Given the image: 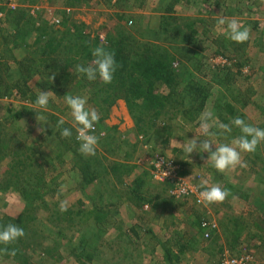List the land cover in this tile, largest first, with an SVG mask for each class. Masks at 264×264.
<instances>
[{
	"label": "rangeland",
	"instance_id": "rangeland-1",
	"mask_svg": "<svg viewBox=\"0 0 264 264\" xmlns=\"http://www.w3.org/2000/svg\"><path fill=\"white\" fill-rule=\"evenodd\" d=\"M171 4L173 11L169 13L167 8ZM21 10L28 15L23 28L27 32L14 43L11 37L16 32L15 14ZM221 16L235 17L248 26L250 40L235 43L228 39L217 27ZM174 18L178 19L175 23ZM170 22L175 29L183 28L187 35L189 28L199 30L205 49H197L194 52L197 56L190 63L177 58L174 69L179 77L171 91H174L169 99L171 107L156 119L154 127L150 126L153 111L142 101L136 102L133 109L124 99L111 106L101 99L91 101V87L82 83L86 78L81 74L72 88L63 89L62 94L47 90L55 94L47 109L33 106L30 96H20L12 82L4 83L0 131L7 139L13 137L14 143L23 145L34 164L12 169L10 158L0 160V218H18L24 211L35 210L40 241L52 247L53 257H45L44 264H169L161 246L169 238L176 242L177 250L186 245L177 264H264V143L254 153H242L247 168L237 167L227 173L213 168L206 152H193L189 157L183 152L187 139L196 135L199 139L208 138L199 130L198 117L202 112L211 111L219 120V111L214 106L223 99L235 102L227 86L216 81L224 80L228 74L234 78V88L255 91L247 96L259 102V109L245 110L243 119L264 128V0H0V65L9 64L3 68L15 72L18 66L8 52L13 51L14 57L21 61L24 53L34 49L39 33L30 25L53 31L68 28L71 33L64 44L84 29L81 35L91 42V51L100 45L111 51L119 39L116 28L120 25L132 40V51L137 53L146 41L170 46L174 41H168L160 31L163 24ZM155 30L160 32L159 37L152 35ZM179 36L178 42L182 38ZM246 43L247 47L242 49ZM218 51L224 55L214 56ZM199 60L204 66L200 71L195 65ZM59 76L54 72L41 75L29 83V89L38 95L42 89L36 86L37 82L44 89L49 85L60 86ZM192 76L207 84L208 98L201 109V99L187 93L194 85L189 81ZM68 91L87 96V107L99 113V122L92 133L99 137L94 156H85L71 147L62 151L59 130L54 127L58 120L64 118L63 127L77 134L64 101V93ZM16 112L23 113V118L16 119ZM36 112L47 122L43 134L37 131L41 125ZM240 134L239 128L233 126L231 133L212 139L214 143H231ZM212 147L214 150L215 145ZM76 155H82L95 166L98 175L93 184L84 188L79 172L73 168ZM160 159L178 166L177 177L192 190L191 194L178 197L172 194L176 185L155 179ZM36 163L48 169L45 180L52 188L45 197L48 207L39 208L40 201L32 197L23 198L10 183L11 175L5 174L9 168L17 172L15 178L20 174L35 176L40 171V167H33ZM203 180L209 186L221 185L232 195L223 203L208 206L199 203ZM62 202L67 207L63 212ZM92 211L99 215H92ZM57 238L61 245L54 247ZM0 264H11L9 255L0 252Z\"/></svg>",
	"mask_w": 264,
	"mask_h": 264
},
{
	"label": "trees",
	"instance_id": "trees-1",
	"mask_svg": "<svg viewBox=\"0 0 264 264\" xmlns=\"http://www.w3.org/2000/svg\"><path fill=\"white\" fill-rule=\"evenodd\" d=\"M172 11L173 4L167 8V12L170 13ZM27 20V12L23 10L16 12L14 19L16 32L11 37L14 43L19 42L22 35L27 32L23 29ZM173 20L174 23L178 21L177 18ZM34 25H30V27H33L36 33H39V38H37L33 44L34 49H30L27 53H24V57L21 61L18 60V57H14L13 51L8 52V57L15 60L18 66L15 72L3 68L8 67L9 64L0 65V96L3 95L4 83L7 81L8 84L12 82L14 89L18 91L19 95L22 97L30 96V103L36 106L35 100L37 95L32 93V90L29 89V83L32 80L37 77L39 79L41 75H50L51 72L57 73L60 75L58 78L60 86L49 85L44 89L42 84H38V82L36 86L43 91L52 90L62 94V91L64 92L63 89L67 90L68 88H72L73 84L79 78V73L76 72V65H87L92 61L93 57L91 55V42L87 37L81 35L84 29L79 30L78 33L82 32L79 35L86 39L85 43L82 38L77 35L71 42L64 44L62 42L65 41L66 37L71 33V30L68 28L64 31H53L43 27L36 28ZM117 26L116 30L119 32V39L112 45L111 51L115 53V59L119 67L114 74L112 82L105 84L99 81V78L95 81H89L81 74V77L86 78V82L82 83L91 87V101L94 102L101 99L103 104L111 106L118 99H124L128 103L129 108L133 109L136 102L142 101L147 109L153 111L152 116L155 119L153 118L150 122V126L154 127L158 122L156 119L159 118L163 112H166L165 110L167 108L171 107L169 99L174 95V91L173 93L171 91L179 77L174 69L177 58H180L184 62H193L194 58L197 56L194 52H197V49H205L203 46L205 41L200 38L199 30H196V28H189L190 33L187 35L183 28L176 27L175 29L171 26L170 22L163 24L160 29L162 34L166 35L168 41H174L170 46L163 47L158 44L156 45L154 42L146 41L141 48L137 49L136 53L132 51V40L128 37L126 31H124L120 25ZM171 33L173 35H170ZM60 34L61 36L59 37ZM179 34L182 35V38H180L178 42V38L180 37ZM152 35L159 37L160 32L155 30ZM175 38H177V40H175ZM246 47L247 43L246 45H242L241 48L245 49ZM223 55V51L214 53L216 57ZM195 65L199 71L204 67L202 60L197 61ZM223 79L224 80L217 79L216 81H218V85L220 86H227L235 102H230L229 100L225 101L223 99L222 101L224 102L221 101L218 105L214 106V109L219 111L218 117L220 122L230 124L231 120L237 116L245 118L244 111L248 110L250 107L254 110L259 109V102L247 96L251 94V92L255 93L254 90L246 91L245 89V92L241 88H234V85L232 86L234 78L229 74ZM250 79L251 78L248 80ZM189 81L194 85L189 87L187 93L190 94L191 97L196 95L201 99L199 108L201 109L208 98L207 94H205V92L208 91L206 87L207 84L203 82V79L194 76H192ZM20 84L23 87H20ZM67 93H69V91ZM67 93H64V95ZM96 107L100 109L99 104H96ZM9 112H11L10 109ZM23 116V113L16 112L14 117L16 119H21ZM141 120L142 118L140 121ZM54 127L56 128V126ZM72 133L71 138H62L60 130L58 131L60 146L63 145L64 147L62 150L63 152L70 150V147L79 152V142L76 140L75 132L72 131ZM4 135L9 136L7 133ZM13 141V137L9 136V139H7V137L3 136L2 131H0V160H2L3 157L10 158V160H12V169H15L13 167L28 168L30 165H33L32 156H28L27 149H25L23 145L19 143L16 144ZM57 157L59 158V156ZM73 161V168L79 172L81 186L83 188L84 186L93 184L98 179L95 166L83 158L82 155L74 156ZM37 163L33 167H40V171H38L35 176H33L32 173L28 177H23V175L20 174L18 178H15L17 172L9 168H7L5 174L11 175L9 177L10 183L14 184L16 189H19L23 198L29 199L32 197L36 201H40L39 208L48 207V202L45 200V197L52 191L50 187L51 183L45 180L48 169L46 165L41 168V165ZM34 211L33 209L24 211L18 218L9 216L2 219L0 218V226L12 223L19 225L25 231L24 237L7 245L9 251L12 249L16 250L14 256L9 255L11 264H44L45 257H53L51 254L52 249H50L52 247L44 246L40 241L42 236L39 235V233H41L38 228L39 221H37L33 213ZM92 215L97 217L99 213H94V211H92ZM58 232H62V229H59ZM57 235L59 237L60 233ZM54 244V247H59L58 245H61L58 238L55 239ZM175 245H177L176 242H173L170 238L165 243H161L169 264H177L180 262L183 249L186 246L181 247L182 245H180V250H177ZM4 247L5 245L0 244V249ZM220 252H223V250ZM36 254H38V256ZM35 255L37 256V261L34 260Z\"/></svg>",
	"mask_w": 264,
	"mask_h": 264
},
{
	"label": "clouds",
	"instance_id": "clouds-1",
	"mask_svg": "<svg viewBox=\"0 0 264 264\" xmlns=\"http://www.w3.org/2000/svg\"><path fill=\"white\" fill-rule=\"evenodd\" d=\"M217 27L228 39L235 43H245L250 39V28L235 17L228 18L221 16L217 20ZM91 55L93 57L92 61L87 65L77 64L76 72L82 74L89 81H95L99 78L105 84L111 83L119 67L115 59V53L100 45L92 49ZM51 79L52 77H50V81ZM54 95L52 91L41 90L35 100L36 106L40 109H47L49 101ZM64 101L69 107L73 119V126L77 133L76 139L79 141V152L85 156H94L99 137L92 133L95 132V125L99 122V113L96 109L87 107V96L67 93L64 95ZM36 113L37 122L41 125L37 131L43 134L45 132L43 125L47 124V122L43 115L39 112ZM41 121H44V123H40ZM198 123L201 135L208 138L199 139L196 135L192 139H187L183 143V152L188 157L193 152L208 153L207 161H210L211 166L220 173H227L235 170L237 167L247 168L248 164L242 159V153H254L258 145L264 143V128L251 125L239 116L233 118L230 124H226L220 122L211 111L206 110L198 117ZM64 124L65 119L60 118L56 124V128L60 130L62 138H71L73 134L72 129L63 127ZM233 126L240 130L241 134L238 137L234 138L231 143H214L213 137L231 133ZM213 128L217 131H212ZM213 145H215L214 150ZM164 174L165 177L168 175L166 172ZM200 187L203 190L199 192L198 202L205 206L223 203L232 195L230 190L221 187L219 184L209 186L207 180H203ZM181 191L184 192L185 189L182 188ZM233 199H235L234 196ZM60 210L62 212L67 210L64 202L61 203ZM205 235L208 234L206 233ZM24 236V229L17 224L9 223L0 226V244L5 245L3 249H0V252L14 256L16 250L12 249L9 251L7 245L14 243Z\"/></svg>",
	"mask_w": 264,
	"mask_h": 264
},
{
	"label": "built area",
	"instance_id": "built-area-1",
	"mask_svg": "<svg viewBox=\"0 0 264 264\" xmlns=\"http://www.w3.org/2000/svg\"><path fill=\"white\" fill-rule=\"evenodd\" d=\"M177 167L178 166H176L173 162H167L166 160L160 159L158 165L155 168V179H157L159 182H171L172 184L176 185L177 189L172 194L177 195L178 197L191 194L192 190H189V188L185 186L184 182L177 177ZM164 172L168 173L166 177ZM182 188L185 189L184 192L181 191Z\"/></svg>",
	"mask_w": 264,
	"mask_h": 264
}]
</instances>
